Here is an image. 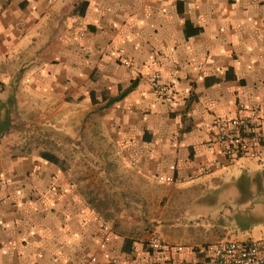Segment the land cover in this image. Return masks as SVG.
Listing matches in <instances>:
<instances>
[{
  "label": "crops",
  "instance_id": "1",
  "mask_svg": "<svg viewBox=\"0 0 264 264\" xmlns=\"http://www.w3.org/2000/svg\"><path fill=\"white\" fill-rule=\"evenodd\" d=\"M121 49L139 70L122 64ZM154 73L171 102L151 88ZM0 85L1 114L24 124L0 137V264H215L204 246L264 238V163L219 158L212 175L158 181L172 165L189 176L218 155L219 119L255 112L251 129L264 137V0H0ZM81 119L139 177L164 185L145 192L162 210L111 225L71 184L62 163L73 151L61 155L44 133ZM229 177L237 211L206 224L188 212L199 186L220 190ZM253 191L263 197L250 203ZM101 221L113 232L104 250ZM153 242L184 250L152 251Z\"/></svg>",
  "mask_w": 264,
  "mask_h": 264
},
{
  "label": "rangeland",
  "instance_id": "2",
  "mask_svg": "<svg viewBox=\"0 0 264 264\" xmlns=\"http://www.w3.org/2000/svg\"><path fill=\"white\" fill-rule=\"evenodd\" d=\"M27 103L28 105L25 108L30 107L28 109L29 111L32 106H30L29 102ZM28 111L27 114H23V118L30 119L35 116L30 114L33 110L31 112ZM65 116L62 115V117ZM83 121L84 119H81L75 125L74 130L70 129L69 124H64L61 127L62 130H49L44 133L45 136L51 137L52 139L55 138L58 141V145L63 146L58 150L61 155H66L67 151L71 154V151H73L75 159H71L69 163H62L63 166L67 165L68 170L71 172L69 175L71 184L75 185V188L90 200L92 206L111 225L113 223L115 224L116 221L120 222L124 220L125 217H133V215H139L145 219L152 210L158 208L162 210L165 206L162 207L161 204L159 205L156 200H152L145 192L146 189L150 188L158 190V188L164 185H159L157 181L151 182L144 177H139L136 164L120 160V157L115 153V148L108 143V140H99L98 132L88 133L84 130L83 124L85 123ZM22 126L24 127L23 122L18 121L11 128V132L5 134L15 136L20 132L18 129ZM57 126L59 127L60 125ZM29 133L31 141H33L35 135L32 131ZM89 134L90 137H88ZM71 137L74 139V142H69L68 144L67 139L69 140ZM66 144H68L69 149L65 147ZM130 159L132 161V158ZM234 176L236 177L237 175ZM233 180H235L233 177H229V179L226 178L224 180V183L220 182V190H218V187L207 189L199 186L196 191L199 193L196 195L197 202L187 208L188 212L193 209H197L199 212L202 211L203 217L200 221L206 224L211 221H219L218 217L229 213L227 210L231 212V209H236L237 211L242 204L236 200L237 195L232 192L231 183ZM238 185L241 187L245 186V184L241 183ZM246 185L249 186L250 184L248 183ZM201 188L204 189L201 190ZM262 194V191H253L250 192L247 199L250 203H253L262 199ZM244 197L247 196L242 195L240 198L244 199ZM237 215H241L242 217L247 216L246 213L240 211ZM249 217L248 219L250 220L251 217ZM253 217L251 218V222L254 221L252 220ZM259 224L263 223L257 222V225Z\"/></svg>",
  "mask_w": 264,
  "mask_h": 264
},
{
  "label": "built area",
  "instance_id": "3",
  "mask_svg": "<svg viewBox=\"0 0 264 264\" xmlns=\"http://www.w3.org/2000/svg\"><path fill=\"white\" fill-rule=\"evenodd\" d=\"M119 56L122 64L129 69L139 70L134 60L130 59L125 50H119ZM151 88L163 96L168 102L174 98L170 87L164 84L160 76L156 73L149 76ZM258 117L255 112H249L247 115L238 116L233 119H219L216 122V134L212 146L218 149V155L203 168L200 172L189 176H182L177 173V167L172 165L170 170L172 174L158 176V181L165 184H184L191 182L198 177L212 175L217 169L222 167L219 158L225 159L229 164L235 163L241 158L264 163V137L252 131V126ZM97 221L100 217L96 216ZM102 222V221H101ZM103 237L100 243L101 249H106L111 243L113 232L109 224L102 222ZM152 251H170L182 252L183 246H171L160 242H153L149 245ZM138 247L133 251L137 252ZM203 252L208 254L215 264H264V238L248 241H219L203 247ZM96 262V259H92ZM110 264H127L119 258H112ZM141 264H163L161 261L151 263L143 261Z\"/></svg>",
  "mask_w": 264,
  "mask_h": 264
},
{
  "label": "trees",
  "instance_id": "4",
  "mask_svg": "<svg viewBox=\"0 0 264 264\" xmlns=\"http://www.w3.org/2000/svg\"><path fill=\"white\" fill-rule=\"evenodd\" d=\"M136 86H137V83L136 82L133 83L132 86L129 88L128 92L133 90ZM10 103H13V100L10 101ZM2 108H3V106H2ZM14 118L15 117L12 114L9 115V112L7 114H4V115H2L0 112V137L2 135H4L5 133L11 132V128H13L15 126V125H13L14 120H15Z\"/></svg>",
  "mask_w": 264,
  "mask_h": 264
}]
</instances>
